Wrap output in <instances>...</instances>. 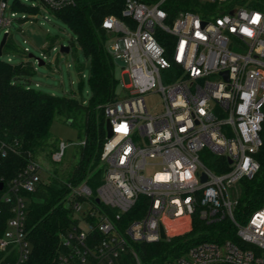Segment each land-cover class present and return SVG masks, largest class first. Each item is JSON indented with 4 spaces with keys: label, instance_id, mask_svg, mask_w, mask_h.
Returning <instances> with one entry per match:
<instances>
[{
    "label": "built area",
    "instance_id": "built-area-1",
    "mask_svg": "<svg viewBox=\"0 0 264 264\" xmlns=\"http://www.w3.org/2000/svg\"><path fill=\"white\" fill-rule=\"evenodd\" d=\"M79 1L0 0V30L8 37L13 21L31 22L11 9L17 2L60 10ZM166 1L127 0L121 17L102 23L121 91L104 106L112 135L106 132L100 155L102 182L95 192L87 180L68 184L63 203L72 222L59 235L64 252L56 264H125L127 255L145 264L134 244L188 234L195 213L208 223L230 220L239 243L202 242L163 264H264V197L238 222L232 195L259 172L264 146V0H197L199 12L173 17L163 8ZM151 96L157 105L147 103ZM11 150L0 139V165ZM64 151L62 145L53 161H62ZM204 152L225 158L228 169L211 170ZM44 172L28 153L15 177L0 179V215L9 216L0 232V264L29 258L27 195ZM132 210L140 216L125 220Z\"/></svg>",
    "mask_w": 264,
    "mask_h": 264
},
{
    "label": "trees",
    "instance_id": "trees-1",
    "mask_svg": "<svg viewBox=\"0 0 264 264\" xmlns=\"http://www.w3.org/2000/svg\"><path fill=\"white\" fill-rule=\"evenodd\" d=\"M126 1L80 0L73 7L46 9L70 28L90 62L91 98L86 104L74 97H57L32 88L28 78L35 74L36 69L29 60L12 64L0 59V139L14 148L1 162L0 179L6 183L15 177L26 166L28 153L35 159L38 151L49 150L51 155L55 146L49 143L50 128L57 117L71 122L78 129L81 138L79 161L72 171L66 177H58L52 171L45 170L36 190L27 195L30 201L26 229L31 253L24 264H56L58 254L64 252L59 235L72 222L71 210L63 203L69 192L68 184L76 185L87 180L89 187L95 192L102 182L104 170L100 164V155L106 137L104 106L115 100L120 85V79L116 75L117 65L107 48L109 36L102 23L111 15L121 17ZM142 1L152 3L156 0ZM196 2L197 0H170L163 4V8L173 17L180 11L199 12L195 7ZM11 9L31 17L43 10L42 7L32 8L18 2ZM53 43L52 40L50 47ZM5 52H20L29 57V54H24L23 50L15 46L12 34L7 37L2 55ZM257 158L260 162L259 172L239 184L242 196L235 207L238 222H245L263 203L264 146ZM202 159L216 173L228 169L225 158H217L204 152ZM139 216L138 211L132 210L125 220L130 221ZM8 217L5 211L0 215V232ZM226 240L239 243L236 228L230 220L221 219L208 223L195 213L193 228L188 234L170 241L134 244V247L139 259L145 264H163L182 256L195 244L221 243ZM125 264H134L132 257L127 255Z\"/></svg>",
    "mask_w": 264,
    "mask_h": 264
},
{
    "label": "rangeland",
    "instance_id": "rangeland-1",
    "mask_svg": "<svg viewBox=\"0 0 264 264\" xmlns=\"http://www.w3.org/2000/svg\"><path fill=\"white\" fill-rule=\"evenodd\" d=\"M13 1L9 0L10 4ZM4 29L0 30L1 38L4 35ZM11 32L15 46L19 50L28 48L29 54H32L34 58L25 57L20 52H5L0 59L4 61L10 59L12 64L29 60L36 69L35 74L28 78L32 88L57 97H74L85 104L89 102L91 98L90 62L80 49L73 32L55 14L43 9L41 13L32 17L31 22L30 20L21 23L13 21ZM25 40L26 43H24ZM52 40L54 45L50 47ZM110 44L111 42L108 41L107 48ZM60 45L70 46V53L62 54L59 50ZM54 47L57 49L53 50ZM35 58L43 60L45 64L39 66ZM118 64L121 65V61H118ZM116 75L121 80L120 68H117ZM120 91L119 85L118 92ZM146 100L149 105L155 106L159 103L155 96L148 97ZM49 143L55 146L51 155L48 153L49 150H46L38 151L35 156L44 170L52 171L54 176L66 177L79 161L78 152L81 143L79 131L63 118L57 117L50 128ZM62 145L65 146L63 160L55 162L52 155L56 152L55 150H61ZM232 195L235 200L241 198L240 185L238 189L232 190Z\"/></svg>",
    "mask_w": 264,
    "mask_h": 264
},
{
    "label": "water",
    "instance_id": "water-1",
    "mask_svg": "<svg viewBox=\"0 0 264 264\" xmlns=\"http://www.w3.org/2000/svg\"><path fill=\"white\" fill-rule=\"evenodd\" d=\"M6 40H7V35H4L2 40L0 41V56L2 55V50L4 48ZM60 52L62 54H68V53H70V47L69 46L60 45ZM29 57L30 58H34V56L32 54H30ZM35 59L39 61V63H38L39 66L44 65L43 60H40V59H37V58H35ZM68 123L71 124V122H68ZM106 132H107V136L108 137H110L112 135L111 128H110V125H109L108 121L106 122ZM204 179H205V177H204ZM2 187H3V183L0 182V190L2 189ZM161 237H162V239H165V234H164L163 230L161 231Z\"/></svg>",
    "mask_w": 264,
    "mask_h": 264
}]
</instances>
